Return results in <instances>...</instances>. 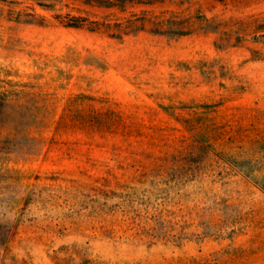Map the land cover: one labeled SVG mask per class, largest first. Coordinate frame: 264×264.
<instances>
[{
    "label": "rangeland",
    "instance_id": "374dc122",
    "mask_svg": "<svg viewBox=\"0 0 264 264\" xmlns=\"http://www.w3.org/2000/svg\"><path fill=\"white\" fill-rule=\"evenodd\" d=\"M0 264H264V0H0Z\"/></svg>",
    "mask_w": 264,
    "mask_h": 264
},
{
    "label": "trees",
    "instance_id": "16d2710c",
    "mask_svg": "<svg viewBox=\"0 0 264 264\" xmlns=\"http://www.w3.org/2000/svg\"><path fill=\"white\" fill-rule=\"evenodd\" d=\"M37 1L40 2L42 0H37ZM82 1L84 4L89 5V6L111 9V8H123L125 6V4H128V3L151 4L154 0H117V2H115L113 0H82ZM43 6H45V5H43ZM66 26H68V27L73 26L74 27L76 25L67 24ZM117 27H118V29L116 30V32H118V34L121 32H122V34H127V33L122 31L120 26H117ZM127 29H129L130 31H140L143 29V27L142 26H140V27L135 26V27H128ZM107 30H110L108 25H107ZM178 34H181V33H178Z\"/></svg>",
    "mask_w": 264,
    "mask_h": 264
}]
</instances>
